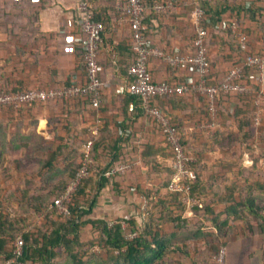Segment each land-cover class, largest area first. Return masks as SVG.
I'll use <instances>...</instances> for the list:
<instances>
[{"label":"crops","instance_id":"1","mask_svg":"<svg viewBox=\"0 0 264 264\" xmlns=\"http://www.w3.org/2000/svg\"><path fill=\"white\" fill-rule=\"evenodd\" d=\"M80 1L85 0H0V88L47 89L86 81L82 55L83 32L77 11ZM92 1L106 21L103 43L98 53L99 76L105 85L98 106L93 107L85 99L66 97L23 109L18 118L14 117L10 108L2 107L0 130H3L6 122H12L14 127L22 125L20 130L29 127L43 135V139L50 137L54 148L70 138L73 143L80 144L79 152L87 140L98 141L107 146L102 148L105 155H97L101 164L106 163L111 154L124 153L131 159L132 168L102 183L98 179H91L86 187L85 191L90 193L87 194L89 201L94 197L86 217L106 221L124 220L131 228L144 223V230L147 225L164 243L161 253L164 264L168 261L172 264H209L218 241L226 244L236 240L221 239L230 223L223 213L227 204L212 201L218 187L223 185L221 158L224 156L213 148L217 136L213 135L212 139L207 140L206 131L197 127L198 122L210 117L206 114L204 97L190 92L184 96L156 98V102L175 118L185 143L196 154L195 166L201 182L200 189L204 192L202 199H199L209 201L211 209L203 216L172 199L166 191L170 177V149L153 121L134 103L137 99L124 90V69L132 58L128 49L131 30L119 10L124 0ZM207 1L212 8H219L226 2L228 5L251 2L261 7L262 12V15L255 13L254 21L259 16H263L264 20V0ZM193 7L194 0H184L182 4H173L166 12L151 13L154 16L151 19L147 17L150 19L147 35L151 42L164 51H187L194 35ZM233 13L228 10L223 16L229 17ZM245 17L251 18L250 14ZM254 21L252 24L255 25ZM262 29L264 32V24ZM258 35L257 31L250 33L248 50L259 49ZM221 39L220 34L209 37L210 55L214 62L210 70L213 82L219 81L225 70L238 60V55L229 50ZM148 67L155 81H182L187 76L185 71L171 67L156 57L148 59ZM262 92L264 87L256 85L248 95H251L252 102L259 95L260 104ZM247 102L244 94L224 97L222 111L214 119L217 125L220 122L221 127H228L225 114L233 115L236 108L242 110L235 116L238 125L249 109L246 106L251 102ZM122 131H125V135H119L118 132ZM75 160L80 162V156L77 155ZM157 194L160 197L154 200ZM143 195L147 205L153 199L146 215L141 211ZM198 224L201 234L196 236ZM79 233L81 239L95 235L89 225L80 227ZM148 238L151 239L150 236Z\"/></svg>","mask_w":264,"mask_h":264},{"label":"trees","instance_id":"2","mask_svg":"<svg viewBox=\"0 0 264 264\" xmlns=\"http://www.w3.org/2000/svg\"><path fill=\"white\" fill-rule=\"evenodd\" d=\"M85 1L87 2V5L90 7L93 13V19L99 20L103 23V28H104L102 32V37H103L106 30V21L103 16V13L100 12L98 9H96V7H94L92 0H85ZM160 1L162 0H142L143 4L149 8L154 2H160ZM183 1L184 0H178L174 3L178 5V4H182ZM195 5L201 6L204 10V20L202 22V26L206 28L208 32L207 37L205 38V42L208 48L207 55H208L210 70L214 63L212 56L210 55V43H209L210 35L212 36V35L220 34L222 38L221 40H224V42L228 45L229 50L234 52L235 55H238L237 62H233L231 66L236 64H241L243 61L244 54L247 53L248 51L264 55V32L262 29L264 24L263 16H259L254 21L256 12L262 15V12L260 11L261 7L258 8L254 6V4H251V2L233 3V5H228L226 2L219 5V8H212L211 6H209L207 0H194V6ZM228 10H232V12L234 13L229 17L223 16V14ZM151 13H153V11L150 8L149 15L147 16L146 14L143 20V25L145 29L144 32L146 35L148 33L147 30V26L149 23L148 21H150L152 16H154V14ZM246 14H250L251 18H246L245 17ZM147 17H150V19ZM231 21H235L237 24V29L244 34L245 42L247 46L250 40V33L252 31H257V33H259L258 35L259 39L257 41L259 43V49L248 50V47L246 50L241 49L236 33L231 30L230 27ZM252 21L255 22V25L252 24L253 23ZM192 39L193 36L190 40V45ZM128 49L132 56L130 46L128 47ZM127 66L128 64L126 65V68L124 69L125 72L123 74L125 79L127 78V73H126ZM247 69L248 68H245V73L247 72ZM83 70L86 75L85 62H83ZM207 81L208 83L211 84L212 83L215 84L219 82V81L216 82L211 81L210 72L207 76ZM250 85L252 87L256 86L253 83H251ZM2 89L8 92L19 91L8 87L0 88V90ZM184 95L185 94H175V95H166L163 97L172 98V97L184 96ZM244 95H245V99H247L248 102H251V103L248 102L247 103L250 105L253 104L251 95L250 94L249 95L244 94ZM132 96H134L137 99V101L134 103L137 104L140 111H143L140 100L137 98V96L135 95ZM224 97L226 96H219V98L217 99L216 102L217 113H220L222 111L221 102ZM75 98L88 100L89 103L91 104L90 95L78 96ZM156 98L153 99V104L160 107V109L173 122L177 123L175 118L162 105L156 102ZM57 100L58 99H53L50 101L53 102ZM38 103H42V102H37V101L28 102L26 104L21 105L17 109H13L10 106H1L0 109L2 107H8L13 112L14 117L18 118L23 109H26L28 107L30 108ZM261 103H264V92H262L261 95ZM205 110H206V114H208L206 108ZM241 111H242L241 109L236 108V112H233L234 116L236 115L238 116V114ZM247 121L249 122L250 120L244 117V119H241L240 123H238L239 129L242 131L243 139H246L247 136H249L248 131L244 130V128L247 127L248 125ZM11 123L12 122H6V124L2 126L3 130H0V139L3 133H5L9 129L12 130L14 128V124ZM210 130H211L210 134L215 136L217 135V132L220 131V130H214V128ZM118 133L119 135H121V132ZM180 138L184 149L186 151H191L188 145L185 143L182 133L180 135ZM87 141L91 142V155L93 156V158H95L94 166L95 168L98 169V171L90 173V175L87 178L81 180L77 189L70 195L69 199L67 200L69 209H68V213L65 216L58 214L54 208H50L49 210H47V215L45 218L46 220L43 222L41 221L39 222L35 220H28L29 218L25 216L26 214L9 215L10 212H6V208H2V209L0 208V264H6V260L12 257L10 243L12 239L18 234H20L23 239L22 254L17 258L14 264H16L17 262H22L23 264H52L54 258L59 254L58 251H62V253H64L69 258V262L71 264H163V260H161V253L163 251L164 243L163 241L161 240L159 241L157 239L156 235L152 233L151 228H148L147 225L145 230L143 228V230L135 238L125 239L120 224L115 223L112 226H108L106 220L86 217V215L91 210L92 203L94 200L93 197L90 198L89 201L87 197L90 193L85 191L91 179L93 180L98 179L100 183H102L103 180L105 181L110 179L115 174L107 173L108 168L112 166L115 162L127 158V156H125L124 153L119 154L117 152L115 155L111 154L110 158L106 161V163L101 164L98 162L97 155L99 154L102 155L103 154L102 148H105L107 146L102 145L98 141L95 142L94 140L91 139ZM216 142L218 143V141ZM79 146L80 144L77 145L76 143H73L69 138L67 139L66 143L61 145L59 144L55 148L54 146L47 147L46 149H44V153L47 154L41 167L43 169H46L47 171H52L56 167V160L59 156H61L62 161L74 159L75 154L79 152L77 150ZM2 150L3 149L0 146V165L8 164V162L4 158V152H2ZM17 152H18L17 150L9 149V153L13 162H15L16 159L19 158ZM79 153H80L79 156L81 157L82 151ZM193 154L196 157L195 152H193ZM196 159L195 162L190 164V167L196 172V179L191 185V194L197 198L202 199L204 192L202 191V189H200L201 182L195 166ZM79 167H80V162H78L74 167L70 168V170L66 172V178L64 180H60V182L57 183L56 186H54V190L50 192L53 195L50 197V200L48 202L42 203V201L37 196L33 197L34 203H32L31 208L33 210H36L34 212H38L39 210L42 209L44 210L49 208V206L53 203L54 198H56L55 196L63 192L65 186L75 177V174ZM171 173H172V169L170 166V175ZM169 180L170 177L168 179V182ZM168 182L166 183V186ZM246 188H247L246 193L243 195V197L240 200L235 201L232 199V202L230 203H229L230 200H226L227 205L224 208L223 213L226 215L227 221L230 219L245 220V217L242 214L243 212L239 211L241 205H243L246 209V212L249 215L260 218L261 221L256 222L255 225H257L258 229L261 232H264V223H263L264 214L261 211V206L256 203V200L252 195V192L255 190L264 192V182L255 181L253 184L250 183L247 184ZM166 191L171 195L172 199L179 202L177 193H170L167 189ZM228 195H230L229 198H231V189L228 192ZM155 197L156 198L153 199L157 200L160 196L157 194ZM153 199L151 198V202L153 201ZM151 202L149 201V204L146 207L148 212ZM210 211L211 209L209 208V201L202 200L201 206L195 204L192 207V212H194L195 214H201L203 216L204 214ZM148 220L150 222V216ZM84 225H89L91 227V229L95 233L93 237L81 239L79 229ZM228 225L230 224L228 223ZM196 232H197L195 234L196 236H199L198 235L199 233L201 234L199 224L196 226ZM148 236H150L151 239H149ZM217 244L218 245H216L215 247L214 254L217 252L220 246H223L225 248V244L223 241H218ZM92 246H98L99 251L90 253L89 249ZM115 250H117V252H115ZM94 254H98L97 256H100L101 259L98 261L92 260V256ZM209 264H213L212 259Z\"/></svg>","mask_w":264,"mask_h":264},{"label":"built area","instance_id":"3","mask_svg":"<svg viewBox=\"0 0 264 264\" xmlns=\"http://www.w3.org/2000/svg\"><path fill=\"white\" fill-rule=\"evenodd\" d=\"M176 1L178 0L154 2L150 8L153 12H166ZM150 8L146 7L142 0H124L119 7L131 30L129 46L132 58L127 66L124 90L137 96L143 112L160 130L170 149L172 173L166 189L170 193H177L179 202L186 208L191 209L195 204L201 206V200L191 194V185L196 179V172L190 167V164L195 162V155L191 151L184 149L177 123L173 122L160 107L153 104V99L190 92L203 96L210 117L198 122L197 127L203 131H208L217 125L214 119L217 112L216 102L219 96L237 93L248 94L253 88L250 85L251 83L261 88L264 87V55L248 51L244 54L242 63L229 67L218 83H208L207 76L210 72V67L207 55L208 48L205 42L208 32L202 26L204 20L203 8L199 5H195L192 8L194 35L190 48L185 52L178 50L164 51L151 42V39L144 32L143 25L145 15L150 11ZM77 11L79 12L80 26L83 32L82 44L86 81L81 84L72 83L67 86L47 89L29 87L15 92H8L2 89L0 90V107L10 106L13 109H17L28 102H46L63 97L85 95H90L93 107L98 106L99 97L105 85L99 76L100 67L98 63V53L103 43V23L93 19V13L86 1L78 3ZM230 27L236 33L241 49L246 50L245 36L237 29L236 22L231 21ZM150 57L162 59L171 67L185 71L187 76L182 81H155L148 67V59ZM245 68H248L246 73ZM257 97L254 103L259 105V97ZM253 120L255 123L258 122V112H255ZM121 134L125 135V131H122ZM132 165L129 158L119 160L108 168L107 173L122 174L132 168ZM96 171L98 169L95 168L94 158L91 155V142L87 141L82 145L80 167L75 177L65 186L63 192L54 198L49 208L44 209L43 213L45 214L47 210L54 208L58 214L65 216L69 209L67 200L70 195L77 189L81 180ZM141 198V211L146 215L147 199L144 195ZM115 223L120 224L125 239L135 238L144 228V223L136 228H131L124 220L107 221L108 226H112ZM10 244L12 257L6 260V264H14L17 258L21 256L22 236L20 234L16 235ZM97 251H99L98 246H92L89 249L90 253ZM224 255L225 248L220 246L212 257L213 264H224ZM16 264L23 263L17 262Z\"/></svg>","mask_w":264,"mask_h":264},{"label":"rangeland","instance_id":"4","mask_svg":"<svg viewBox=\"0 0 264 264\" xmlns=\"http://www.w3.org/2000/svg\"><path fill=\"white\" fill-rule=\"evenodd\" d=\"M246 107L249 111L247 110L245 118L250 120L244 128L249 133L246 139L242 138V131L236 125L234 114H225L228 127L226 125L224 128L221 127L219 122L214 128L220 131L216 135L218 143L216 142L213 148L224 156L221 158L223 162L221 168H224L221 183L223 185L218 187L216 195L212 197V201L217 203H224L226 200H230V203L232 199L238 201L246 193L247 184H253L255 181L264 182V103H260L258 108L254 102ZM255 112L259 114L257 123L253 120ZM217 114L216 112L215 117ZM20 126L22 125L7 130L0 139L4 158L8 162L0 165V208H6V212H10L9 215L26 214L28 220L43 222L46 220L47 212L44 214L43 209L34 212L36 210L31 208L34 203L33 197L37 196L42 203L48 202L53 195L50 192L54 190V186L60 180H64L66 172L78 162L75 158L62 161L59 156L54 170L43 169L41 165L47 154L44 153V149L53 147L50 143L51 138L43 139V135L33 129L26 126L27 130H20ZM210 133L211 130L206 131L207 140L212 139L213 135ZM9 149L18 151L19 158L15 162L11 159ZM79 154V152L75 154V157ZM230 189L231 198L228 195ZM252 195L264 214V192L255 190ZM239 211L243 212L245 220L230 219L226 234L222 233L221 239L226 237L229 240H236L225 244L224 264H264V232L255 225L261 220L249 215L243 205ZM58 253L52 264H71L62 251ZM98 254H94L92 260H100ZM167 264L172 263L168 261Z\"/></svg>","mask_w":264,"mask_h":264}]
</instances>
